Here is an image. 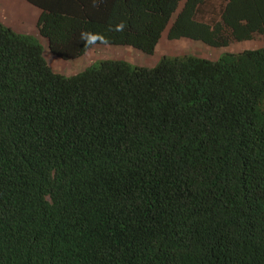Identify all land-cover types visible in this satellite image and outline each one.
<instances>
[{"label": "trees", "instance_id": "1", "mask_svg": "<svg viewBox=\"0 0 264 264\" xmlns=\"http://www.w3.org/2000/svg\"><path fill=\"white\" fill-rule=\"evenodd\" d=\"M26 1L59 60L264 43V0ZM38 38L0 23V264H264V46L65 76Z\"/></svg>", "mask_w": 264, "mask_h": 264}, {"label": "rangeland", "instance_id": "2", "mask_svg": "<svg viewBox=\"0 0 264 264\" xmlns=\"http://www.w3.org/2000/svg\"><path fill=\"white\" fill-rule=\"evenodd\" d=\"M218 2L219 0L212 1L215 6H217ZM0 6L4 9V13L7 15L6 18L11 19L12 17L13 19H17L18 24L19 21H22L26 24L24 25L27 29L25 32L38 38L34 28L37 13L31 6L25 4L24 1L21 0H0ZM203 15L205 20L210 17L208 14ZM28 29L31 31H28ZM38 40L43 49L42 54L49 67L54 72L65 76L79 72L89 63L99 59L123 60L131 66H151L162 55L178 56L191 54L213 60L221 52L234 53L264 46V43H262L258 37H253L250 40L231 42L227 46L223 47H211L204 43L191 41L185 38L167 40L165 38V32H163L151 55H144L130 46L95 45L76 59L59 60L48 52L44 40L40 38H38Z\"/></svg>", "mask_w": 264, "mask_h": 264}, {"label": "crops", "instance_id": "3", "mask_svg": "<svg viewBox=\"0 0 264 264\" xmlns=\"http://www.w3.org/2000/svg\"><path fill=\"white\" fill-rule=\"evenodd\" d=\"M16 1H19V0H16ZM21 1H24L25 4L31 6L36 11L37 14L39 13V9L37 7L30 4L26 0H21ZM6 16L7 15H6V13H4V9L0 6V23L10 27L13 31H15L17 33L28 34L27 32H25V30H27V29L24 25H26V24H24L22 21H19V24H18L17 19H13L12 17H11V19H8V18H6ZM22 26H24V27H22ZM28 31H31V30L28 29ZM30 35H32V34H30Z\"/></svg>", "mask_w": 264, "mask_h": 264}]
</instances>
